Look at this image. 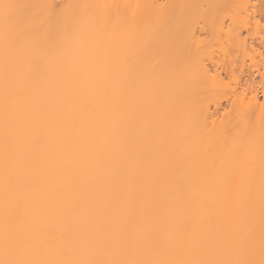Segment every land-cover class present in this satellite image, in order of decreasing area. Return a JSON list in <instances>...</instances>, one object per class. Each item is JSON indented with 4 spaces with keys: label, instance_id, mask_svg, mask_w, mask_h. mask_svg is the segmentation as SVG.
Returning a JSON list of instances; mask_svg holds the SVG:
<instances>
[{
    "label": "bare ground",
    "instance_id": "1",
    "mask_svg": "<svg viewBox=\"0 0 264 264\" xmlns=\"http://www.w3.org/2000/svg\"><path fill=\"white\" fill-rule=\"evenodd\" d=\"M254 7L0 0V264H264Z\"/></svg>",
    "mask_w": 264,
    "mask_h": 264
},
{
    "label": "rangeland",
    "instance_id": "2",
    "mask_svg": "<svg viewBox=\"0 0 264 264\" xmlns=\"http://www.w3.org/2000/svg\"><path fill=\"white\" fill-rule=\"evenodd\" d=\"M255 3L254 10L251 14V16L257 21L258 25L256 30L254 31L255 35H258V37L264 38V2L261 0H251ZM17 3V2H16ZM220 16L227 15L226 11H229V7L226 8V11L223 10L221 7L219 8ZM258 41V40H257ZM264 57V53H263ZM257 64H261L262 60L259 56L256 57Z\"/></svg>",
    "mask_w": 264,
    "mask_h": 264
}]
</instances>
